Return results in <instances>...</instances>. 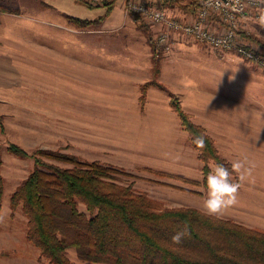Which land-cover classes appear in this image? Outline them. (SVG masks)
<instances>
[{
    "label": "rangeland",
    "instance_id": "374dc122",
    "mask_svg": "<svg viewBox=\"0 0 264 264\" xmlns=\"http://www.w3.org/2000/svg\"><path fill=\"white\" fill-rule=\"evenodd\" d=\"M82 1L86 3L0 0V16L8 12L19 17L15 28L22 33L17 37L21 43L38 42V61L25 59L11 64L7 59V68L18 71L15 75L0 74V174L4 185L0 202V264H50L27 238L28 218L23 205L14 211L10 206L11 194L34 168L38 149H56L123 169L131 175L118 174L121 183L133 181L135 190L148 193L163 207L191 205L203 210V163L182 126V132L171 131L175 143L165 140L166 145L159 146L164 153L153 154L152 149L143 150L147 142L140 133L118 130L110 123L115 118L117 123L130 126L131 120H144L147 116L141 113L145 104L141 107L136 98L138 80L144 74H129L122 71L121 65L122 60L153 62L151 46L139 25L147 26L155 41L156 29L128 13L129 0H119L107 22L81 27L68 14L96 19L103 15L104 3L109 0ZM162 4L180 10V17H193L197 6L196 0ZM121 17L122 21L116 24ZM244 30L243 40L264 50V28L252 22ZM156 57L163 69L157 78L168 88L158 89L165 101L170 91L175 92L184 108L195 112L191 113L193 119L196 116L214 135L219 152L231 161L228 156L237 152L227 144L226 122L253 123L256 127L264 123V69L234 50L213 48L183 34L174 36L170 50H156ZM84 63L93 72L88 83L81 70L77 73ZM132 108L136 112H131ZM251 131L256 136L261 132L259 128ZM13 143L28 155H16L10 148ZM170 151V157L163 155ZM42 159L59 163L46 156ZM155 159L161 160L153 162ZM209 164L211 169L216 165L212 161ZM251 164L264 167L263 162ZM232 176L234 182H240L236 173ZM79 208L85 211L84 204L80 203ZM69 256L77 263L75 250L70 249Z\"/></svg>",
    "mask_w": 264,
    "mask_h": 264
},
{
    "label": "trees",
    "instance_id": "16d2710c",
    "mask_svg": "<svg viewBox=\"0 0 264 264\" xmlns=\"http://www.w3.org/2000/svg\"><path fill=\"white\" fill-rule=\"evenodd\" d=\"M115 2L106 1L105 15L96 19L68 17L81 27L98 24ZM128 13L137 17L134 12ZM139 27L153 56L152 78L141 85L143 106L148 87L168 88L157 78L160 60L156 57V41L147 26ZM170 97V105L203 163L206 185L210 161L229 169L231 161L219 152L213 136L193 119L179 97L171 91ZM197 137L204 138V147L194 142ZM10 148L18 156L28 155L15 143ZM36 153L34 168L11 194L10 206L14 211L23 205L28 218L27 238L50 264H74L70 249L76 251L80 261L107 264H264V229L204 215L196 206L163 207L148 193L135 190L133 181H119L118 174L130 173L99 160L82 159L56 149H38ZM42 156L59 163L43 160ZM3 186L0 174V202ZM80 203L85 211L79 208ZM185 226L188 235L181 244H173L172 236Z\"/></svg>",
    "mask_w": 264,
    "mask_h": 264
},
{
    "label": "crops",
    "instance_id": "0c3cea01",
    "mask_svg": "<svg viewBox=\"0 0 264 264\" xmlns=\"http://www.w3.org/2000/svg\"><path fill=\"white\" fill-rule=\"evenodd\" d=\"M118 1L119 0H116L113 9L104 17L101 23L107 22V19L111 18L112 12L115 11L116 6L118 5ZM159 1L163 3L166 0H159ZM121 2L123 3V1ZM170 4L172 5L173 3H170ZM165 7L167 8V6ZM194 9L196 10V6L194 7ZM104 10L105 11L103 15H105V12H106V9ZM167 10L170 13L175 14V15L183 14V13H180V10H178L177 8L175 9L167 8ZM172 10L175 13L172 12ZM32 17L34 18L38 16L33 15ZM79 17H82V16H79ZM127 17L129 19H132L130 15H127ZM84 18H87V17H84ZM16 19H19V17L13 16L12 14L8 12L0 16V74L8 73L12 75L13 73V75H15L17 73L18 69L13 70V69L7 68V62H10L11 64H13V63H18L19 61H23L25 59L26 60L33 59L35 61H38V42H33V41L26 42L28 43V45L21 43L22 41H20L17 37L19 34H22V33L20 30L15 28V26L17 27ZM121 21H122V17L120 18V20L116 22V24L120 23ZM27 51H32V52L30 53ZM7 59H9V61ZM6 60L7 62L5 63ZM129 60H133V59H129ZM122 61H123L122 62L123 64L121 65L123 66L122 71H125L129 74H134L137 76L144 74L143 77H141L138 80L139 83L137 84V88H136V89H139V95L137 94L136 98L137 100L138 99L140 100L141 85L147 80H149L150 78H152L153 62L151 60H147V62L146 61L141 62L138 59L137 60L134 59L133 61L129 63H125L126 60H122ZM85 63L84 65H82L81 69L77 70V73L81 70L83 74V80H87L86 83H88L90 81V74L93 72L90 69L89 65H85ZM161 65L162 63L159 62V66ZM2 66L4 67L2 68ZM75 71H76V68L73 72ZM162 71L163 69L160 67L159 75L163 73ZM103 72L104 71L99 70V73H103ZM67 73H70L69 70ZM96 73L94 74V76L99 77V75ZM158 89L162 91H167L157 86H150L147 89L146 97H148V100L145 101L144 103L145 107L143 111H141V113H147V116L145 117L144 120L140 118L137 120L135 119L131 120L130 126L129 124L123 125V123H117L115 118H112V120H110V123L112 124V126H114L118 130H132L138 134L140 133L141 136H144L147 142L146 143L147 147L143 148V150H145L146 148H148V150L152 149L153 154L164 153L163 149H160L159 146L166 145L165 140H167L168 144H169V141H170V144H173L176 142V138L174 137H173L174 141L172 142V139H171L172 130L182 132L180 130L181 129L180 120L177 119L178 115H176L177 114L176 111L170 105V98H171L170 92H169V98L167 99L169 105H166L167 100L165 101V97L162 96V93L158 91ZM209 100H211L212 101L211 103L215 105V100L213 101L212 98H210ZM216 101L218 100L216 99ZM181 103L184 107L185 105L184 102L181 101ZM200 103H202L200 105H203L204 101ZM136 108L135 109L132 108L131 112L133 113L136 112ZM213 108L214 107H212L211 110H213ZM188 112L193 113V114L195 113L192 110H189ZM126 113H129V111H126ZM194 119L195 121H198L196 116L194 117ZM198 122L204 125L203 122L201 121H198ZM102 125L103 124H101L100 126ZM105 127H108V126L105 125L104 128ZM255 128H259V130H261L259 136H256V134L252 133L251 131V130L254 131ZM226 129H227V144L233 145V151L237 152L236 155L233 154L231 156H228L232 162L238 159H243L246 156L251 163H255V162L264 163V123H260L258 127H256L253 123L226 122ZM236 130L242 131V132L240 133V132H237ZM183 133L185 132L183 131ZM211 135L214 136L213 134ZM113 146H116V145H113ZM163 155L170 157L172 155V152L170 151L169 155L167 154H163ZM254 159L256 161H253ZM160 160L161 159H155L153 160V162H157ZM260 165L261 164L253 168L252 176L249 179L243 182H239L241 183V187L239 189L238 197H237L238 203L228 208L225 211V213L222 215V217L233 219L236 222L244 224L249 227L264 229V167L263 165L262 167H260ZM76 262L77 263H74V264H107V263H96V262H89V261H79L78 259Z\"/></svg>",
    "mask_w": 264,
    "mask_h": 264
},
{
    "label": "built area",
    "instance_id": "2783aa9c",
    "mask_svg": "<svg viewBox=\"0 0 264 264\" xmlns=\"http://www.w3.org/2000/svg\"><path fill=\"white\" fill-rule=\"evenodd\" d=\"M157 1L129 0L126 8L136 14L138 21L156 29L158 53L170 50L174 36L183 34L213 48L234 50L264 69V50L241 37L249 24L256 23L260 8L264 7L259 0H196L193 17L171 14ZM166 1L176 3L179 0Z\"/></svg>",
    "mask_w": 264,
    "mask_h": 264
},
{
    "label": "clouds",
    "instance_id": "9594fccd",
    "mask_svg": "<svg viewBox=\"0 0 264 264\" xmlns=\"http://www.w3.org/2000/svg\"><path fill=\"white\" fill-rule=\"evenodd\" d=\"M264 4V0H259ZM256 23L264 28V7L260 8ZM201 148L204 147V138L197 137L194 141ZM254 165L245 156L231 162V168L224 164H216L207 174L206 198L203 201V214L207 216L221 217L225 211L238 203V192L241 183L233 181V173L238 175L239 181L243 182L252 176ZM188 235L187 226L184 230L176 232L172 236L173 244L179 245Z\"/></svg>",
    "mask_w": 264,
    "mask_h": 264
}]
</instances>
